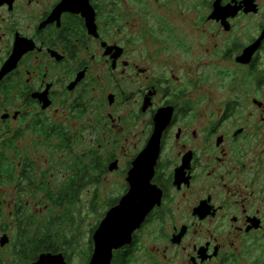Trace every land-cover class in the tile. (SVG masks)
Wrapping results in <instances>:
<instances>
[{"label":"flooded vegetation","instance_id":"obj_1","mask_svg":"<svg viewBox=\"0 0 264 264\" xmlns=\"http://www.w3.org/2000/svg\"><path fill=\"white\" fill-rule=\"evenodd\" d=\"M72 2L0 0V264H91L43 244L61 190L120 175L109 211L153 140L160 202L110 264H264V0Z\"/></svg>","mask_w":264,"mask_h":264},{"label":"water","instance_id":"obj_2","mask_svg":"<svg viewBox=\"0 0 264 264\" xmlns=\"http://www.w3.org/2000/svg\"><path fill=\"white\" fill-rule=\"evenodd\" d=\"M80 1L82 0H73L72 6H76L77 10H84L88 0ZM154 145L153 140L135 161L127 179L129 191L118 205L108 211L94 232L95 250L91 264H110L113 251L130 243L133 233L141 227L148 213L160 202V193L150 185L158 155L157 149L155 154L153 152ZM115 167L113 164L111 170ZM35 264H65V259L62 254H46Z\"/></svg>","mask_w":264,"mask_h":264},{"label":"rangeland","instance_id":"obj_3","mask_svg":"<svg viewBox=\"0 0 264 264\" xmlns=\"http://www.w3.org/2000/svg\"><path fill=\"white\" fill-rule=\"evenodd\" d=\"M227 94V92H224L222 96ZM86 145L88 147V143H85L84 140L81 142L77 141L76 146L74 145L76 152L86 150ZM57 171L62 177L64 171L61 169V166ZM120 177V175L110 176L107 182L103 181L100 185L92 186L82 192L76 205L66 209L67 213L68 210L70 211V220L68 222H63V226L60 224V227L54 230V232L60 233L67 241H74L75 246L81 247L82 250L87 248V246L91 244L89 241H92L94 235L92 231H94L96 226L104 219L105 214L109 209L108 203L110 204L111 202L108 200L118 197L122 191V185L118 182ZM23 206L27 210L26 225L29 230L33 231H37V229L42 230L44 223L50 219L49 217H51L53 213L52 209L49 212L45 209L47 208L46 202L36 205L29 197L24 198ZM40 207L44 209L40 211L38 215H33L36 213L35 210ZM3 209L5 214L3 224H7L13 230L12 221L6 217L9 214V207L7 208L4 206ZM59 213L61 219L62 217L66 218L63 216L65 213L64 209L60 208ZM15 228H17V225ZM8 260H10L9 257Z\"/></svg>","mask_w":264,"mask_h":264},{"label":"trees","instance_id":"obj_4","mask_svg":"<svg viewBox=\"0 0 264 264\" xmlns=\"http://www.w3.org/2000/svg\"><path fill=\"white\" fill-rule=\"evenodd\" d=\"M61 192H62V199H61L60 207H61V209H64L65 213H64L63 216L66 217V218L62 217V219H61V222H62L61 225L63 226V222H68L70 220V216H69L70 215V211L68 210V213H69L68 214L67 211H66V209L68 207H70V205H69L70 204V199L72 200V197H73L71 193L73 191L68 192L67 189L66 190L62 189ZM75 192H77V195L76 196L78 197V195L80 193V188L78 187L75 190ZM63 194H65L64 197H63ZM63 198H65V199H63ZM98 225L96 226L95 230L92 231L93 234L96 231V229L98 228ZM58 234L59 235L58 236H55V237L54 236H51V235H45L43 237V239H42L43 240V244L44 245L51 244L50 246H53V245L58 246V247H60V251L61 252H64V248H67V247H70V246H75V242L74 241H67L65 238H63V236L60 233H58ZM91 244L93 246V244H94L93 243V240L91 241Z\"/></svg>","mask_w":264,"mask_h":264}]
</instances>
